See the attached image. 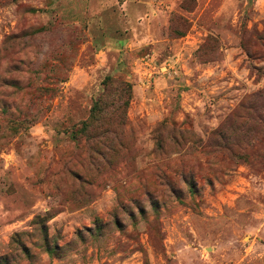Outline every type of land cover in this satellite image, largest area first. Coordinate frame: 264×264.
I'll list each match as a JSON object with an SVG mask.
<instances>
[{
	"label": "rangeland",
	"instance_id": "obj_1",
	"mask_svg": "<svg viewBox=\"0 0 264 264\" xmlns=\"http://www.w3.org/2000/svg\"><path fill=\"white\" fill-rule=\"evenodd\" d=\"M0 264H264V0H0Z\"/></svg>",
	"mask_w": 264,
	"mask_h": 264
},
{
	"label": "trees",
	"instance_id": "obj_2",
	"mask_svg": "<svg viewBox=\"0 0 264 264\" xmlns=\"http://www.w3.org/2000/svg\"><path fill=\"white\" fill-rule=\"evenodd\" d=\"M110 79H111L110 76H106L105 78V80H110ZM125 85L128 87V84ZM105 108H107V104L105 102L100 101V99H97L91 107V114H90L91 118L96 119V117H98V114H100ZM87 123H88L87 121L86 122L83 121L82 128H86Z\"/></svg>",
	"mask_w": 264,
	"mask_h": 264
}]
</instances>
